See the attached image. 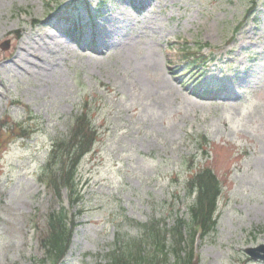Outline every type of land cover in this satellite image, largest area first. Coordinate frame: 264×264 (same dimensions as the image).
Listing matches in <instances>:
<instances>
[{
    "label": "rangeland",
    "instance_id": "rangeland-1",
    "mask_svg": "<svg viewBox=\"0 0 264 264\" xmlns=\"http://www.w3.org/2000/svg\"><path fill=\"white\" fill-rule=\"evenodd\" d=\"M67 10L94 24L95 50L55 21ZM184 47L201 55L193 68ZM84 109L98 131L77 207L64 191L53 199L41 175ZM1 124L15 129L2 134L0 264H41L38 239L62 207L78 225L62 264H110L140 233L131 223L187 216L184 182L204 165L223 190L215 231L195 241L200 264H264L245 254L264 244V0H0Z\"/></svg>",
    "mask_w": 264,
    "mask_h": 264
},
{
    "label": "trees",
    "instance_id": "trees-1",
    "mask_svg": "<svg viewBox=\"0 0 264 264\" xmlns=\"http://www.w3.org/2000/svg\"><path fill=\"white\" fill-rule=\"evenodd\" d=\"M254 7L255 4L248 10L246 20ZM189 50L190 48L185 47L180 52L189 53ZM183 58L189 62L187 65L191 68L200 61L201 55L189 53ZM196 72L202 73L200 70ZM14 129L12 124H1L0 153L8 145L2 142V134H9ZM97 131L91 112L84 109L70 122L68 135L52 142L41 180L53 199L60 200L65 190L72 202L77 207L80 206L82 198L77 188L78 169L83 158L94 149ZM203 141L207 145L205 138ZM209 154L208 148L201 149L200 156ZM195 168L184 182L187 195L193 198L188 205L187 216L177 217L170 228L160 227L156 219L144 224L134 222L140 233L129 240L126 249L112 252L110 264H200L193 249L195 237L199 234L204 239L215 231L223 185L208 165ZM76 227L75 215L69 216L65 208L50 210L46 231L39 238L40 248L44 252L41 264H61L69 251Z\"/></svg>",
    "mask_w": 264,
    "mask_h": 264
},
{
    "label": "water",
    "instance_id": "water-1",
    "mask_svg": "<svg viewBox=\"0 0 264 264\" xmlns=\"http://www.w3.org/2000/svg\"><path fill=\"white\" fill-rule=\"evenodd\" d=\"M8 45H9V43L6 42V43L3 45V47H6V48H7ZM259 251H264V246H260V247H258V248H250V249L247 250V253H248L249 255H251V257H252L253 259L260 258V259H263V260H264V255H258V252H259Z\"/></svg>",
    "mask_w": 264,
    "mask_h": 264
}]
</instances>
